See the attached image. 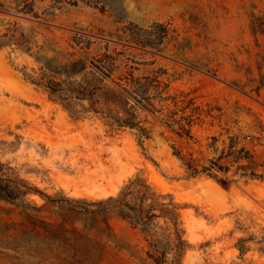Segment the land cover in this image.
Returning a JSON list of instances; mask_svg holds the SVG:
<instances>
[{
  "label": "rangeland",
  "instance_id": "1",
  "mask_svg": "<svg viewBox=\"0 0 264 264\" xmlns=\"http://www.w3.org/2000/svg\"><path fill=\"white\" fill-rule=\"evenodd\" d=\"M78 33L92 52L126 46L136 73L163 70L165 96L196 112L192 138L142 114L150 136L140 145L130 131L71 118L24 79L39 67L23 37L65 63L82 54ZM4 35L18 45L0 48V162L47 197L0 198V264H174L163 243L150 252L162 227L173 232L167 220L152 238L89 205L136 177L179 205L182 264H264V0H0ZM232 144L248 158L228 157ZM212 162L229 173L187 177Z\"/></svg>",
  "mask_w": 264,
  "mask_h": 264
},
{
  "label": "trees",
  "instance_id": "2",
  "mask_svg": "<svg viewBox=\"0 0 264 264\" xmlns=\"http://www.w3.org/2000/svg\"><path fill=\"white\" fill-rule=\"evenodd\" d=\"M78 35L80 44L85 43L81 47L82 54L65 63L40 53H32L31 43L23 37L20 51L34 57L39 67L38 71L32 72L24 69V79L36 90L46 94L51 101L62 105L71 118L100 121L113 131H130L140 145H144L150 136V130L146 126L148 120L143 119L142 114L154 116L180 137L192 138L196 112L193 110L186 114L184 109H179L180 101L177 97L165 96L169 85L161 79L165 73L163 70L152 75L136 73L140 72V68L135 67V64H139L135 62L136 56L129 53L126 46L118 50L107 44L103 53L92 52L91 39H87L83 33ZM0 40V48L16 43L15 35L0 36ZM260 83L264 84V76H261ZM234 147V144L230 146L231 153L228 155L235 158L234 162L248 158L241 155L242 150L233 151ZM188 168L191 170L187 174L189 178L201 175L218 178L216 172L229 173L227 167L213 162L202 170L190 166ZM6 171L0 162V198L17 202L33 192L47 197L23 180L10 179ZM228 181L229 178H226L225 182ZM66 202L80 211L92 212L78 206L86 201L68 199ZM89 205L102 207L101 212H115L131 226L152 238H155L154 230L158 220H167L173 232L162 227V240L152 239L150 242L151 257L158 252L159 243H163L166 247L163 248L164 257L172 251L173 263L182 264V255L189 245L184 239L180 207L170 195L158 194L144 178L131 179L116 197ZM157 264L160 263L157 261Z\"/></svg>",
  "mask_w": 264,
  "mask_h": 264
}]
</instances>
